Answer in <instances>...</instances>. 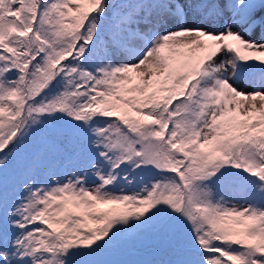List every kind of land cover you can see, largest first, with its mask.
I'll list each match as a JSON object with an SVG mask.
<instances>
[{
  "label": "snow or ice",
  "instance_id": "6c2138e0",
  "mask_svg": "<svg viewBox=\"0 0 264 264\" xmlns=\"http://www.w3.org/2000/svg\"><path fill=\"white\" fill-rule=\"evenodd\" d=\"M0 264H264V0H0Z\"/></svg>",
  "mask_w": 264,
  "mask_h": 264
}]
</instances>
